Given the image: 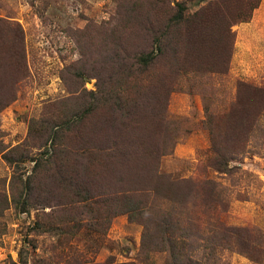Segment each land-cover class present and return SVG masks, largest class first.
I'll use <instances>...</instances> for the list:
<instances>
[{
  "label": "rangeland",
  "instance_id": "rangeland-1",
  "mask_svg": "<svg viewBox=\"0 0 264 264\" xmlns=\"http://www.w3.org/2000/svg\"><path fill=\"white\" fill-rule=\"evenodd\" d=\"M165 220L177 264H264V0H0V264H173Z\"/></svg>",
  "mask_w": 264,
  "mask_h": 264
},
{
  "label": "trees",
  "instance_id": "trees-1",
  "mask_svg": "<svg viewBox=\"0 0 264 264\" xmlns=\"http://www.w3.org/2000/svg\"><path fill=\"white\" fill-rule=\"evenodd\" d=\"M139 21H143V23L146 26L145 30H146L147 34L148 33L151 34L150 36L152 38V40H151L152 44H151L149 49H151V47H152V49L151 50H148V48L146 50L142 49L141 53L136 58V62H137L138 65H140L142 67H145L146 70H149V68L151 66H153L154 64H156L158 62V60H160L161 57L167 56V51L166 50H168V46L163 44V42H164L163 41V37L166 36L168 39H171L172 35H173V32L174 31L176 32V31L180 30V27L181 26L183 27V25L186 23L185 16H183V15H181V17L176 16V17H174L172 19V21L170 20L169 22L165 23L164 25H162V26L159 25L157 27L155 26V24L151 23L150 20H147V22H145L146 21L145 19H141ZM128 23H130V22H128ZM140 24H142V22H140ZM235 24H237V23H234L233 25H235ZM218 27H219V34H218L219 36L217 38L220 41V43L223 44V46L225 47L224 38L228 37L230 35L234 36V33L232 31V24L229 25L228 23L220 22L218 24ZM170 47H171V49H174L175 51H177L175 46H170ZM228 53H229L228 50H226L224 52L225 59H229ZM113 67H114V71L109 73V75H110L109 78L114 80L113 81L114 82L113 86H119V74L122 71L119 70V68H120L119 66H113ZM111 86H112V82H111ZM104 89H107L106 86L102 87L100 84H98V92L96 94L93 93V95L96 96V97L98 96V98H99V96H102L101 98H103L104 94L107 93ZM259 92H261V90H259ZM150 93L151 92L148 91V93H146V94L149 95ZM156 93L157 92H153V93H151V95L156 96ZM165 97L167 98L168 95H165L164 98ZM120 101H121V96H119V98L115 101V103L116 104H120ZM88 112H90V108L87 109L85 113H88ZM226 162H227V160L224 161V162H220V163L222 164V163H226ZM221 164H217L216 168H218L219 171L224 172L225 171L224 170L225 169L224 166L226 164L225 165H221ZM129 193H131V192H129ZM106 194L107 193H105V191H100L99 197H102V196H104ZM114 198H117V197H114ZM80 199H81V201H87L88 198L87 197H83V198H80ZM119 207L120 208H116V207L115 208H111V210L115 209V211H116V209H117L116 215L118 213L135 214L136 212H140L141 214H143V213L147 214L149 212V208H147L146 206L145 207L141 206V202L140 201H135L134 198L131 197V196L125 197V203L122 204ZM119 209H122V210H119ZM216 219L217 218H215V220ZM218 221L219 220H217V222ZM157 228H160L159 232L156 231ZM177 230L178 229L174 228V225L171 222H169V221H166L164 223L163 227H161V225L157 224L156 225V229L153 231V234L149 233L148 229H147V231L145 233L146 235H144V239H143L144 249L147 248L146 247V243H147V239L146 238H148V239L150 238V239H152V242L150 241V243L152 245L151 246L152 249L157 250V251H161V252H165L168 255H170V261L173 262V264L179 263V261L181 260V258H179V257L185 256L186 253H185V248L182 247L180 245V243L178 244L177 237H176V231ZM185 234H186V232H185V230H183L181 238H183L185 236ZM215 234H216V232L213 230L212 237H209L208 241H210L212 243L213 242L215 243L217 241L216 238H215ZM191 238L188 237V236L185 237V239H187V240L191 239ZM216 246H217V244L216 245H212V249L211 250L212 251L215 250ZM187 251H189V250L187 249ZM190 257L191 256H189V258H188L189 261H191ZM125 264H128V263H125Z\"/></svg>",
  "mask_w": 264,
  "mask_h": 264
}]
</instances>
